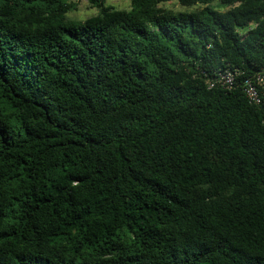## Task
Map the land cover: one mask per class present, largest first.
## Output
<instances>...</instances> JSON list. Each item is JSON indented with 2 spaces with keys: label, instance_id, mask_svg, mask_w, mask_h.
Instances as JSON below:
<instances>
[{
  "label": "trees",
  "instance_id": "1",
  "mask_svg": "<svg viewBox=\"0 0 264 264\" xmlns=\"http://www.w3.org/2000/svg\"><path fill=\"white\" fill-rule=\"evenodd\" d=\"M86 1L0 0V264H264V0Z\"/></svg>",
  "mask_w": 264,
  "mask_h": 264
},
{
  "label": "built area",
  "instance_id": "2",
  "mask_svg": "<svg viewBox=\"0 0 264 264\" xmlns=\"http://www.w3.org/2000/svg\"><path fill=\"white\" fill-rule=\"evenodd\" d=\"M237 70L229 68V66L221 69L207 80L209 87H221L231 89L237 85ZM243 92L247 99L252 103H258L261 100V91L264 90V66L261 67L253 76L247 77L242 82Z\"/></svg>",
  "mask_w": 264,
  "mask_h": 264
},
{
  "label": "rangeland",
  "instance_id": "3",
  "mask_svg": "<svg viewBox=\"0 0 264 264\" xmlns=\"http://www.w3.org/2000/svg\"><path fill=\"white\" fill-rule=\"evenodd\" d=\"M76 8L69 11L66 15L67 20H84L87 17L98 13V8L91 6L86 0H75ZM131 0H105V4L117 9H129ZM214 4V3H213ZM215 5V4H214ZM159 6L173 11H194L201 8V5L185 7L175 1L165 2Z\"/></svg>",
  "mask_w": 264,
  "mask_h": 264
}]
</instances>
